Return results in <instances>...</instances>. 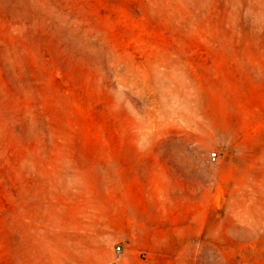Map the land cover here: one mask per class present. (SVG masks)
Segmentation results:
<instances>
[{"label": "rangeland", "instance_id": "obj_1", "mask_svg": "<svg viewBox=\"0 0 264 264\" xmlns=\"http://www.w3.org/2000/svg\"><path fill=\"white\" fill-rule=\"evenodd\" d=\"M0 264H264V0H0Z\"/></svg>", "mask_w": 264, "mask_h": 264}, {"label": "built area", "instance_id": "obj_2", "mask_svg": "<svg viewBox=\"0 0 264 264\" xmlns=\"http://www.w3.org/2000/svg\"><path fill=\"white\" fill-rule=\"evenodd\" d=\"M210 158L212 161H216L218 158L217 153H215V152L211 153ZM116 249H117V251L121 250L120 247H117Z\"/></svg>", "mask_w": 264, "mask_h": 264}]
</instances>
